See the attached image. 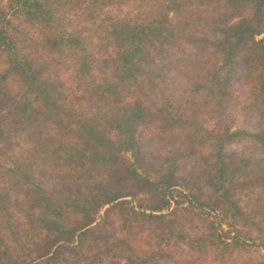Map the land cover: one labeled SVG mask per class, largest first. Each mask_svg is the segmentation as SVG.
I'll return each instance as SVG.
<instances>
[{"label":"trees","instance_id":"1","mask_svg":"<svg viewBox=\"0 0 264 264\" xmlns=\"http://www.w3.org/2000/svg\"><path fill=\"white\" fill-rule=\"evenodd\" d=\"M51 1L11 0L6 10L0 0L6 73L19 74L30 93L44 101L40 120L32 123L28 115L29 124L5 133V146L20 145L22 136L34 141L19 154L5 147L0 159V220L21 251V264H105V256L122 257L123 264H159V255L180 243L190 252L180 264H203L201 256L212 249L223 264L224 253L238 244L235 235L233 243L226 242L208 218H202L208 224L200 235L182 228V222L197 216L192 209L201 208L200 199L210 192L235 230L250 219L258 228V214L244 211L236 191L246 188L248 198L255 187L264 192V158L233 156L225 146L239 136L227 121L240 102L263 117V133L246 136L264 151V38L255 39L264 33V0H214L219 10L214 18L211 0H82L78 8L93 14L72 32L60 26L55 10L62 5L53 8ZM144 1L154 5L156 16L148 17ZM114 7L119 10H109ZM10 10L48 30L58 57L53 62H69L88 81L86 105L70 110L57 104L54 89L46 84L41 89L40 75L7 30ZM174 67L177 76H189L188 90L181 91V82L172 78ZM95 69L100 79L94 78ZM235 90H242L239 102ZM149 123L157 124L173 147L162 159L135 139ZM51 126L53 135L45 129ZM180 185L188 192L179 194L192 209L177 219V209L168 207ZM255 204L264 218V205ZM151 237L155 241L149 243ZM0 243L12 263L14 249L4 238ZM114 260L106 264H119Z\"/></svg>","mask_w":264,"mask_h":264},{"label":"rangeland","instance_id":"2","mask_svg":"<svg viewBox=\"0 0 264 264\" xmlns=\"http://www.w3.org/2000/svg\"><path fill=\"white\" fill-rule=\"evenodd\" d=\"M2 7L6 10H9V5L11 4V0H1ZM58 2L56 0H52L50 2L51 7L55 8L56 3H60L62 5L61 8H58L56 13L58 16L62 18L60 26L62 28H67V32L75 31L78 26L85 23L86 19L92 17L93 13L83 12L82 8H78V5H83L82 0H60ZM70 4L68 5V2ZM55 3V4H54ZM9 4V5H8ZM133 4V3H132ZM143 5L146 7L150 5L149 2L144 1ZM71 6V7H70ZM144 7V8H145ZM146 12L149 15L156 16L154 5L150 7H146ZM112 12L118 11V7H114L113 9H109ZM218 8L214 3V0H211V8L209 10V14L211 17L214 18L216 16V12H218ZM9 24L7 26L8 32L12 34L14 37L15 47L17 48L18 52L25 55L28 60V66L32 65V72H36L39 74L38 85H41V89L46 84L48 88L54 89L59 97V104L60 106L70 107V110L74 108H78L82 105H86V98L88 93L85 92V86L87 87V80L83 77H78L75 72L73 71V67H70L69 62L67 64H58L53 62L54 58H58L57 55H53L52 49L50 46V35L48 30L43 26L40 22H35L34 19L30 18V16H26L25 14H16L13 13L11 10L9 11ZM137 16V13H136ZM134 19H140L136 18ZM215 35L220 36V33H215ZM264 38V33L258 34L255 36L256 40H260ZM17 52V53H18ZM176 56L180 58L182 53L177 52ZM188 65H186L187 67ZM7 69V57L4 53L0 52V132L4 134H0V159H2L3 149L5 147H12L10 152H14V154H19L22 152V149L31 144L33 140H29L26 136H22V141H20V145L14 144L12 141L8 146H5L6 136L5 133H8L11 129L16 126L25 125L28 115L30 116L32 123H36L40 120L43 116L44 111V101L40 98L41 95H35V93H30V88H27L26 84H24L22 78L17 73H10L12 70L9 69V73H6ZM172 78L174 81L178 80L181 82L179 88L181 91L188 90L190 86V81L188 80L189 76L187 77H180L181 75L177 76L175 74V67L172 69ZM183 70H187V68H183ZM94 78L100 79L102 75L98 72L97 69L94 71ZM42 82V83H41ZM43 85V86H42ZM29 89V90H28ZM39 89V87H38ZM179 91V89H178ZM242 90L238 92V90L233 91V97L236 98V101H240L243 99ZM242 103V102H241ZM62 104V105H61ZM243 105L239 103L235 104L231 110L230 118L228 119L227 123L230 124L231 131H240L238 132L239 136L233 141L225 146L226 152L232 154L233 156H247L253 157L255 159L264 158V151L262 150V144L256 143L255 140H251L248 136V133L255 132H262L261 124L263 121V117L258 115H253L251 112L245 110ZM71 118V116H69ZM15 122L18 124L15 125ZM24 123V124H23ZM29 124V123H26ZM47 125H53L51 122H46ZM210 124V123H208ZM206 128V126H204ZM47 129V133L53 135V126L45 127ZM207 130L213 129V125H210L206 128ZM216 129V128H215ZM135 139L139 143L148 144V150L153 151L154 156L156 159L163 158V155L173 149L166 145L165 140L166 136L162 133L159 129L157 124H145L140 126L137 133L135 134ZM2 140V141H1ZM12 157V156H6ZM161 158V159H162ZM188 169V167H186ZM47 179L51 182H54L58 179H53L52 177L48 176ZM182 182V181H180ZM183 183V182H182ZM181 187H177L172 194L174 197H171L169 210L170 209H177L178 214L176 215L177 219H181L182 216L188 215L187 209H192L191 204L188 203L187 198L181 194L182 192L186 191L183 185ZM254 191L256 194L250 196L249 198L245 195L248 193L246 188H242L237 190L236 198L240 199V205L244 209L246 213H257L258 216L255 220V226L258 228L261 227L263 230L260 232L258 228L253 229V222L252 219L248 222H240L238 225L237 230H235L231 225L230 220L224 219L222 216V211L220 209L221 205L220 202L214 197L213 195L210 196L206 194L205 196L200 199L203 205L201 208L195 207V213L197 216H193L190 221L184 220L182 222V228L188 230L191 233H195V235H200L204 232L207 222H203L202 218H208L209 221L214 222V226L217 228V232L221 234L223 239L226 242L233 243V237L235 235V242L237 241V246L234 247L233 251L229 253H224L223 264H259L260 260L264 258V249H261L259 244H264V223L261 222L264 218L258 212V207L255 204V201L258 200L262 205H264V192L260 187H255ZM130 199V197H127ZM134 203V201L132 200ZM177 202H179L177 204ZM108 208V205L103 207L101 213L104 209ZM168 212V210L164 211ZM187 213V214H186ZM201 218V219H200ZM190 222V223H189ZM260 229V228H259ZM0 238L5 239V242L10 245L11 249H14V253L11 255V259L13 262L10 263L2 254L4 248L1 246L0 243V264H21L24 263L23 257L20 255L21 251L13 246L12 238L9 235L7 230V226H5L4 221L0 220ZM146 240V239H145ZM147 241L149 243L154 242L155 240L153 237L148 238ZM173 245V244H171ZM165 246V244H163ZM162 248L165 250L166 246ZM142 247H145L142 246ZM173 248V247H171ZM168 248L165 251L168 252L167 254H160L158 258L159 264H180L181 257H188L190 254L189 250L183 244H179L176 248ZM217 249H212L211 252L207 253L205 256L202 257L203 264H221L220 263V254H218ZM173 254L174 258H167L166 255ZM194 255V254H193ZM198 257L200 255L196 254ZM164 256V258H162ZM195 256V255H194ZM121 258V259H120ZM115 258L105 256L102 257L105 264L108 261H112L115 259L114 262H119V264H123L124 258ZM200 258V257H199ZM175 259V260H174ZM29 259L28 257L25 258V262ZM181 264H184L181 262Z\"/></svg>","mask_w":264,"mask_h":264}]
</instances>
